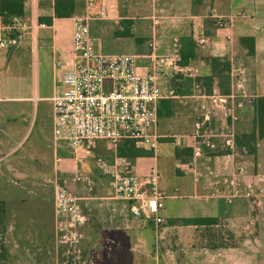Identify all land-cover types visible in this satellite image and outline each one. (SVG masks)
<instances>
[{"label": "crops", "instance_id": "crops-1", "mask_svg": "<svg viewBox=\"0 0 264 264\" xmlns=\"http://www.w3.org/2000/svg\"><path fill=\"white\" fill-rule=\"evenodd\" d=\"M4 1L10 0H2L0 5ZM21 1L24 14L20 17L28 29L19 47L0 49V108L4 103L33 100L29 95L32 81L40 83L37 87L43 96L38 99L53 102L62 89L64 71L71 65L72 37L79 17L89 18L97 52L135 55L141 72L157 74L165 99L159 109L161 148L157 155L120 156L119 149L111 151L100 142L94 155L81 164L73 159L66 141L55 140L54 110L51 138L41 136L37 148L31 145L20 156L18 148L24 139L13 143L12 127L8 128L0 109V180L11 179L22 190L17 194H25L17 198L20 203L16 206L12 205L14 193L6 192L0 200L5 203L6 239L20 244V250L7 254V264H56L53 252H40L31 244L49 247L54 241L53 201L58 184L68 186L83 205L88 219L84 248L92 259L99 249L91 241L114 239L106 228L110 222L131 223L136 227L130 234L137 241L136 248L148 254L155 248L157 261L162 258L166 264H176L172 254L157 250L159 240L173 235L175 242L189 246L199 240V227H217L225 221L234 234H242L244 227L246 259L248 264H258L255 254L264 251V136L258 139L256 155L239 149L229 155L194 156L193 147L199 123L221 135L231 125V112L239 116L233 126L237 136L255 130V103L264 98V0H74L73 14L63 18L56 15L57 0ZM242 37L255 39L253 55L242 44ZM153 42L158 44L154 51ZM212 58L231 64L230 95L221 92L218 80L211 94L197 81L213 74ZM188 81L191 84L186 86ZM116 164L131 167L140 181L155 177L166 221L160 232L145 217L147 223L135 217L132 204L123 201L126 204L120 207L112 201L117 200L111 174ZM32 197L36 198L34 205L26 202ZM167 200L171 205L165 208ZM185 219L215 222L185 225ZM134 251V258L142 256L138 249ZM182 251L185 258L207 256ZM100 255L108 256V250Z\"/></svg>", "mask_w": 264, "mask_h": 264}, {"label": "built area", "instance_id": "built-area-1", "mask_svg": "<svg viewBox=\"0 0 264 264\" xmlns=\"http://www.w3.org/2000/svg\"><path fill=\"white\" fill-rule=\"evenodd\" d=\"M89 21L88 17L76 19L71 65L64 71L61 91L53 98L55 140L67 142L77 164L93 156L101 140L117 150L133 143L157 155L161 148L159 109L165 99L157 84V74L141 72L135 55L97 52L90 37ZM27 29L20 16L6 17L0 13V49L19 47ZM157 46L150 43L153 51ZM229 118L231 125L221 135L205 129L202 123L197 125L194 156L229 155L239 150L233 128L239 116L231 112ZM111 174L115 198L130 202L133 213L144 216L160 232L166 221L155 172L154 178L143 182L131 167L116 164ZM53 202L56 264H95L84 248L88 219L80 199L58 184Z\"/></svg>", "mask_w": 264, "mask_h": 264}, {"label": "rangeland", "instance_id": "rangeland-1", "mask_svg": "<svg viewBox=\"0 0 264 264\" xmlns=\"http://www.w3.org/2000/svg\"><path fill=\"white\" fill-rule=\"evenodd\" d=\"M111 54L125 53L112 52ZM38 84L40 85V83L32 81L30 85L29 95L33 97V100L19 103H4L2 104V108H0L1 110H4L6 125H9V129L12 127V133L14 136V138H12L13 143L16 144V141L21 142L24 139L23 143L18 148L19 151L17 150L18 152H20V156L26 154L31 145H34V147L37 148L38 144H41V136L45 137L46 139L51 138L54 104L52 101H44L43 99H38V96H43L42 90H39V88L37 87ZM261 105L262 104L260 103V106ZM13 118H16V122L13 120ZM100 142L106 143L111 151H114L116 149L107 141L101 140L97 143ZM262 155H264V153H262ZM86 160L89 159L86 158ZM261 172H264V170H261ZM10 180L11 179H9V182H7V179L0 180V200L3 199L6 192L16 194L13 195L14 198L16 197L15 200L18 197L23 198V196H25L24 193H22V196H19L17 194L18 192L21 193L22 190H19V187L17 188V186H15L14 183H11ZM63 187L65 189H69L68 186V188L64 185ZM33 198L34 197L31 198L32 200L26 199V202L32 203V205H34L36 203V198ZM15 200V203H12L13 206H16L20 203V199H17L16 201ZM112 201L117 203V205H119L120 207H123V205L126 204L119 199ZM26 202L22 204H26ZM254 202L255 201L252 199L251 203ZM165 203V208L170 207L169 205H171V201L167 200ZM135 217L142 219L143 222L146 221V218L144 219V216L139 217L135 215ZM126 218L128 220H132L130 215H128ZM90 222L92 223L91 220ZM147 226L150 225L147 224ZM2 228L3 227L0 226V251L2 253L6 252V254H9L13 250H20L19 242H9V240L6 239L7 231H3ZM106 228L109 229V234L110 236H113V240L111 239L106 243H101L100 241L90 242L91 245H94V248L99 249V253H96L97 255H95V258L93 257V261L95 264H158V262L160 264H166V260L162 258L161 260L157 261L156 255L154 253L156 252L155 248L154 252L150 254L144 253V250L141 247L136 248L137 241H133L130 236L131 231L136 229V227L132 226L131 223H128L127 226H121L118 224V222L116 224V222L114 221L110 222L109 226H106ZM241 229L243 230L242 234H234L231 232V230H229L227 222L222 221L217 227H199V233L197 234L199 240L191 243L189 246H183L182 244L175 242V240L173 239V235H169L167 239L165 238L163 240V242L161 240L158 241L157 250L162 251L163 253L167 252L172 254L174 256L172 260L176 262V264H203V262L204 264H248L244 253V227ZM147 232L148 235L154 236L153 232ZM122 233H125V235ZM117 237L120 238L121 241H118ZM51 241L49 243V247L46 246L47 244L45 245L43 243H35L31 244V246L35 250H39L40 252L46 253V251L48 250L54 252V244L53 241ZM133 249H138V253H141L142 256L134 258L133 254L135 251ZM182 249H188L189 251H196L202 254L204 253L207 256L206 258L204 257V259H201L198 256L191 257L192 255H190V258H185L183 255L187 254H184V251H182ZM106 250H108V256L102 257L100 255L101 252H104ZM208 255L212 257L209 258ZM255 257L258 261V264H264V251L261 255H258L256 253Z\"/></svg>", "mask_w": 264, "mask_h": 264}, {"label": "trees", "instance_id": "trees-1", "mask_svg": "<svg viewBox=\"0 0 264 264\" xmlns=\"http://www.w3.org/2000/svg\"><path fill=\"white\" fill-rule=\"evenodd\" d=\"M76 2L74 0H57L55 11L57 17H70L75 10ZM0 13L6 17L11 16H22L24 14V2L21 0H10L4 1L0 5ZM242 44L247 47L249 54L253 55L255 53V39L253 37H242ZM213 74L208 77L197 79L198 82H203L204 86L207 88V93L211 94L213 92L212 88L216 80H218V86L221 92L225 95L231 94V64L229 62L223 61L219 58L211 59ZM191 84L189 81L186 82V86ZM178 94H185V91L177 90ZM260 103L262 104L260 106ZM257 118L255 121V130L251 133H245L237 136V147L239 149L246 150L251 155L257 154V142L259 137L264 136V98L259 99L255 103ZM160 114V112H159ZM160 116V115H159ZM180 151L177 150V155H180ZM192 151H188L187 154L191 155ZM120 156L126 157H152L153 152L148 151L144 148H136L135 145L125 144L119 148ZM5 203L0 201V226L3 227L2 230L6 231L5 225ZM185 225H202L205 222H215V219H185ZM0 264H7V254L0 251Z\"/></svg>", "mask_w": 264, "mask_h": 264}]
</instances>
